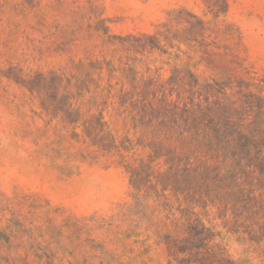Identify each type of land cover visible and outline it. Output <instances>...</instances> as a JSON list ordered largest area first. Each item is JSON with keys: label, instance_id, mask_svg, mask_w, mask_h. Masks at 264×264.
Instances as JSON below:
<instances>
[{"label": "rangeland", "instance_id": "obj_1", "mask_svg": "<svg viewBox=\"0 0 264 264\" xmlns=\"http://www.w3.org/2000/svg\"><path fill=\"white\" fill-rule=\"evenodd\" d=\"M0 264H264V0H0Z\"/></svg>", "mask_w": 264, "mask_h": 264}, {"label": "trees", "instance_id": "obj_2", "mask_svg": "<svg viewBox=\"0 0 264 264\" xmlns=\"http://www.w3.org/2000/svg\"><path fill=\"white\" fill-rule=\"evenodd\" d=\"M234 159V165L226 168L222 175H219V172H214V170L209 169H199L197 167H192L189 164L185 163L183 170H181L180 177L184 185L190 186L192 184H201L204 181L209 180L210 183L207 185V188H210L211 184L214 183H223L230 186L237 177V175L242 174L241 170H244L245 167L241 166L242 159L237 157L236 154L232 155ZM254 159L259 160V156H255ZM163 176V175H162ZM161 176V177H162Z\"/></svg>", "mask_w": 264, "mask_h": 264}]
</instances>
